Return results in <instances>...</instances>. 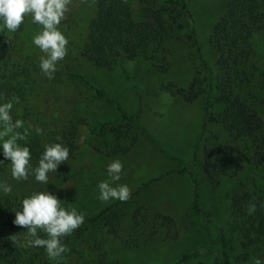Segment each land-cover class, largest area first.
<instances>
[{
  "label": "rangeland",
  "instance_id": "rangeland-1",
  "mask_svg": "<svg viewBox=\"0 0 264 264\" xmlns=\"http://www.w3.org/2000/svg\"><path fill=\"white\" fill-rule=\"evenodd\" d=\"M126 1L131 2L137 13V0ZM220 1L187 0L201 56L211 65L216 56L210 48L208 38V22L214 17L209 5L214 6ZM92 10V0H70L68 11L61 22L67 21L71 26L78 24L77 27L81 23L83 29L82 23L90 18ZM22 23H27L22 34L24 42L13 61L15 64H24L30 61L29 57L34 58L39 66L40 57L45 54L27 41H31L40 26L32 23L30 15L25 16ZM82 29L77 33L78 36L85 33ZM2 30L4 29H0V32ZM70 30L66 33H70ZM72 41L77 42L76 39ZM66 48L67 54L57 62L51 79L40 69L37 73L33 72L30 80L36 74L33 83L36 90L26 99L27 109L17 112L13 120H23L24 127L28 128L26 140L18 143L27 145L31 155L43 152L44 147H35L33 139L37 135L38 126L34 128V121L38 117L35 116L36 111L29 108L32 107L29 103L46 95V99H52V110L57 114L55 132L64 128L75 130V136L71 140L72 152L68 159L55 172L48 174V181H54L59 191L61 206L75 207L89 216L112 201L97 199V184L109 179L106 165L118 159L123 165L120 179L110 183L113 186L127 184L130 192L139 189V193L108 213V219L117 215L120 217V226L128 225L129 218L138 205L149 207L153 216L161 217V230L148 248L126 250L120 244L106 246V226L102 229L101 224L90 228L91 236L96 240L94 247L100 245L98 242L104 241V253L110 264H214L223 247L228 250L229 264H254L256 258L264 264V238L256 240L253 236L248 237L246 230L240 228L248 220L247 215L252 213L249 211L250 205L255 204V209L259 207L264 214L262 175L253 168L245 167L236 174L221 177L217 184H209L203 179L202 170L197 165L206 144L197 140L202 120L201 102L196 100L185 103L173 95L176 90H187L195 74L194 61L190 59V54L195 49L191 48L186 39L170 43V68L158 74L150 70L147 62L138 60L124 62L112 70L99 69L81 56L79 50L71 46V42L68 41ZM256 49V63L264 65V30L256 35ZM94 87L102 91L103 97L97 96ZM106 98L128 114L137 116L145 130V133L136 131L118 120L115 124H120L128 136L121 137V147L116 155L111 154L112 146H108L110 134L102 133L107 131L108 126L100 128L107 121L114 122L118 115ZM257 109L264 120V106ZM17 131L23 132V129ZM211 133L217 134L221 139L225 138L223 130L218 126L209 125L204 133L205 138L208 139ZM45 134H40L41 145L51 141ZM128 146L129 151L123 152V147ZM194 146H197L196 160H193ZM0 161L5 163L0 164V181L12 186V191L8 194L0 192V230H3L9 222L7 214L14 217L15 211L20 209V204L16 206L15 201L17 203L21 200L22 192L34 190L39 184L34 185L32 176L26 181L13 180L10 165H6L10 163V158L5 159L2 151ZM179 163L190 168L198 179V199L207 213L206 223H202L192 208L189 177L170 173ZM35 166L34 163L33 167ZM156 178L159 179L153 182ZM235 199L239 203L236 205L242 208L240 212L234 205ZM162 214L172 219L168 229ZM126 232L122 233L124 238ZM74 246L77 248V245ZM98 248L99 246L96 247ZM194 251L197 252L188 260H180Z\"/></svg>",
  "mask_w": 264,
  "mask_h": 264
},
{
  "label": "trees",
  "instance_id": "trees-1",
  "mask_svg": "<svg viewBox=\"0 0 264 264\" xmlns=\"http://www.w3.org/2000/svg\"><path fill=\"white\" fill-rule=\"evenodd\" d=\"M92 4V15L86 23H82L84 34H77L82 29L81 23L79 27L78 24L71 26L67 21L58 25L71 46L76 47L81 56L99 69L112 70L124 62L138 60L147 62L150 70L158 74L170 68V43L185 38L191 48L195 49L190 54L195 74L187 90H176L173 95L185 103L196 100L201 102L202 120L197 140L206 144L197 165L202 170L203 179L209 184H217L221 177L236 174L245 167L257 170L264 179V120L257 109L264 106V65L256 63V35L264 30V0H221L214 6L209 5L214 16L208 22L209 45L216 56L212 65L201 56L187 0H137V13L131 2L126 0H92ZM26 24L21 23L16 32L9 33L5 29L0 32V103L12 97L17 98L10 112L13 120L17 112L27 109L26 99L36 90L33 84L36 74L32 80L30 78L33 72L37 73L39 70L34 58L28 57L30 61L24 64H15L13 61L24 42L22 34ZM69 30L70 33H66ZM75 39L77 42L72 41ZM94 90L97 96L103 97L99 88L94 87ZM37 100H31L33 104L28 102L32 106L29 107L31 111H36L35 116L38 117L34 121V128L37 125V129L42 130L37 133L38 136L35 134V147L43 149L40 134L44 132L51 139L49 144L62 143L68 147L70 154L75 130L64 128L55 132L58 119L56 112L52 110V99H46V95H42ZM106 101L115 107L118 115L114 122L107 121L100 128L108 126L107 131L102 133L110 134L108 146H112L111 154L116 155L121 147V137L128 136L120 124H115L118 120L136 131L145 133V130L137 116L128 114L109 98ZM209 125L220 127L225 138L221 139L217 134L211 133L206 139L204 133ZM194 148L193 160H196L197 146ZM122 150L129 151V146ZM39 156L38 153L31 155L30 163L37 165ZM171 172L189 177L192 208L202 223H206L207 213L198 199L197 177L183 163H179ZM48 183L35 182L34 185L39 186L22 192L21 199L35 191L46 190L60 199L55 182L49 180ZM138 193L139 189L132 190L128 200ZM20 201L18 204L15 201V205L18 206ZM124 202L112 200L96 213L84 215V222L71 234L61 238L68 251L62 254L63 259L58 262L50 261L42 247H25L27 228L14 225V217H9L12 214L8 213L6 217L9 222L6 220V226L0 230V264H110L104 253V241L98 242V249V246L94 247L96 240L92 238L90 228L98 224H101L102 229L106 226V246L120 244L126 250L148 248L161 230V217L153 216L149 207L138 205L129 218V224L120 226V217L115 215L108 219L107 216ZM236 204L239 203L235 199L234 205ZM237 207L240 212L242 208ZM247 216L248 220L240 228L246 230L248 237L263 239L264 214L261 209L257 207ZM163 218L167 229L170 228L172 219L167 215H163ZM123 232H126L125 238ZM37 235L45 237L39 230ZM196 252L184 255L180 260H188ZM228 257V250L223 247L214 264H229Z\"/></svg>",
  "mask_w": 264,
  "mask_h": 264
},
{
  "label": "clouds",
  "instance_id": "clouds-1",
  "mask_svg": "<svg viewBox=\"0 0 264 264\" xmlns=\"http://www.w3.org/2000/svg\"><path fill=\"white\" fill-rule=\"evenodd\" d=\"M70 0H0V29L9 33L16 32L25 16L30 15L32 23L40 26L39 31L32 37L31 43L45 55L40 57V71L51 79L56 71L57 62L65 58L68 40L59 29L61 21L68 11ZM16 97L0 103V151L5 159L10 158V175L13 180H28L32 176L34 181L41 184L48 183V174L55 172L58 166L69 157V149L62 143L45 144L37 165L30 163L31 151L27 145L18 141L26 140L28 128L24 121H13L10 112ZM23 129V132L17 131ZM40 133L41 129H36ZM4 164V161H0ZM122 163L116 159L106 165L109 179L97 184V199L103 202L110 200L127 201L130 189L127 184H116L122 172ZM12 186L0 181V192L8 194ZM50 191H35L20 201V209L15 211L13 224L27 228L25 247H42L50 261L63 259L62 254L67 252L62 237L71 234L84 222V213L78 212L75 207L65 208ZM255 209V204L249 206V211ZM41 231L45 237L37 235ZM254 264H261L256 258Z\"/></svg>",
  "mask_w": 264,
  "mask_h": 264
}]
</instances>
